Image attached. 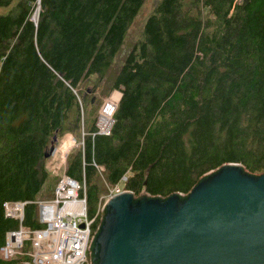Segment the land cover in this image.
I'll return each mask as SVG.
<instances>
[{
  "label": "trees",
  "instance_id": "trees-1",
  "mask_svg": "<svg viewBox=\"0 0 264 264\" xmlns=\"http://www.w3.org/2000/svg\"><path fill=\"white\" fill-rule=\"evenodd\" d=\"M143 1L0 0V246L18 226L5 201L52 196L45 153L79 133L82 106L87 132L66 173L84 174L89 215L123 174L134 207L141 192L181 203L228 163L264 173V0H156L115 69ZM101 87L120 92L109 134L91 117ZM22 224L38 227L35 204Z\"/></svg>",
  "mask_w": 264,
  "mask_h": 264
},
{
  "label": "water",
  "instance_id": "water-1",
  "mask_svg": "<svg viewBox=\"0 0 264 264\" xmlns=\"http://www.w3.org/2000/svg\"><path fill=\"white\" fill-rule=\"evenodd\" d=\"M239 169L224 165L181 203L141 192L130 207L132 193L113 196L91 242V264H264V173L253 178Z\"/></svg>",
  "mask_w": 264,
  "mask_h": 264
},
{
  "label": "built area",
  "instance_id": "built-area-1",
  "mask_svg": "<svg viewBox=\"0 0 264 264\" xmlns=\"http://www.w3.org/2000/svg\"><path fill=\"white\" fill-rule=\"evenodd\" d=\"M115 102L112 99L105 101L95 119L96 133H110ZM111 105L109 112H105L104 109ZM85 134L82 131L79 141L72 137L71 146L82 149ZM54 153L55 150L51 152ZM67 155L68 152L63 155V170L57 177L50 198L8 200L3 203L4 215L17 220L18 226L5 233L4 243L0 246L2 260H14L17 264H91V242L106 203L115 195L131 191L124 187L127 174H123L115 184L106 183L107 191L100 196L94 213L89 215L84 174L81 180H77L66 173ZM97 170L101 174L103 168L100 166ZM28 203L36 205L38 227L22 224L24 208Z\"/></svg>",
  "mask_w": 264,
  "mask_h": 264
},
{
  "label": "rangeland",
  "instance_id": "rangeland-1",
  "mask_svg": "<svg viewBox=\"0 0 264 264\" xmlns=\"http://www.w3.org/2000/svg\"><path fill=\"white\" fill-rule=\"evenodd\" d=\"M156 0H144L139 11L137 12L136 16L133 18L127 32L125 33V37L123 40V43L121 44L120 49L116 53L113 61V67L116 69L118 68L126 54L129 52L130 48L132 47V44L138 37H140L141 30L143 27V24L148 17V15L152 12L153 6L155 4ZM8 7L0 6V14L7 12ZM37 18V11L33 15V19L36 21ZM116 92H119L117 90H111L106 91L105 88L101 87L99 91H96L93 93L92 103L93 106H95L94 109H92L93 114L91 117H94L96 119V116L98 115L99 111L102 109L103 105L105 104V101L107 99L114 98V94H117ZM120 94V92H119ZM118 99H116L115 104H117ZM87 110L85 109V106L81 107V126L79 133L75 134H67L64 135L59 139V142H54V146L56 149L54 154H50L46 159L44 160V167L46 171L48 172L49 178L48 180L51 183L52 190L54 191L55 183L57 182V177L59 176L60 172L63 170V155L65 152H68L72 150L73 148L77 146H71L73 142L71 141V138L74 137L76 141H79L81 139V133L82 131L87 132V122L86 117H88V111H90V106H86ZM87 111V115H86ZM83 120V124H82ZM57 139V140H58ZM70 148V150H69ZM67 160V157H66ZM56 179V180H55ZM50 195V194H49ZM42 196L45 198L44 194ZM51 197V196H50ZM46 197V198H50Z\"/></svg>",
  "mask_w": 264,
  "mask_h": 264
},
{
  "label": "bare ground",
  "instance_id": "bare-ground-1",
  "mask_svg": "<svg viewBox=\"0 0 264 264\" xmlns=\"http://www.w3.org/2000/svg\"><path fill=\"white\" fill-rule=\"evenodd\" d=\"M117 94H114V98H112V100H116L119 98V92H116ZM112 104V101L110 102ZM112 105L110 107H106L104 110H106L105 112H109V110L111 109Z\"/></svg>",
  "mask_w": 264,
  "mask_h": 264
},
{
  "label": "crops",
  "instance_id": "crops-1",
  "mask_svg": "<svg viewBox=\"0 0 264 264\" xmlns=\"http://www.w3.org/2000/svg\"><path fill=\"white\" fill-rule=\"evenodd\" d=\"M58 142H59V140H58Z\"/></svg>",
  "mask_w": 264,
  "mask_h": 264
}]
</instances>
